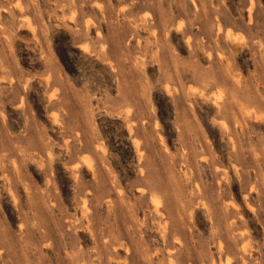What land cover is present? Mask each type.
Returning <instances> with one entry per match:
<instances>
[{
  "label": "rangeland",
  "instance_id": "374dc122",
  "mask_svg": "<svg viewBox=\"0 0 264 264\" xmlns=\"http://www.w3.org/2000/svg\"><path fill=\"white\" fill-rule=\"evenodd\" d=\"M0 264H264V0H0Z\"/></svg>",
  "mask_w": 264,
  "mask_h": 264
}]
</instances>
